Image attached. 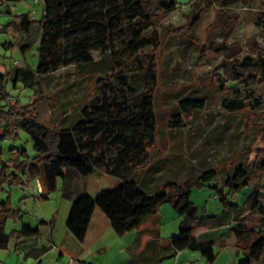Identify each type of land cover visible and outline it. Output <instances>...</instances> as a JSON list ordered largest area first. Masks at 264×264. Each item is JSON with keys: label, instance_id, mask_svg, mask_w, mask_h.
<instances>
[{"label": "trees", "instance_id": "16d2710c", "mask_svg": "<svg viewBox=\"0 0 264 264\" xmlns=\"http://www.w3.org/2000/svg\"><path fill=\"white\" fill-rule=\"evenodd\" d=\"M19 0H0V3ZM41 19L32 21L28 15L18 16L15 23L22 35L27 36L34 27L40 31L38 65L32 70L27 66L0 71V139L21 130L33 143V155L27 156L25 149L11 148L15 156L10 166L0 168V191L5 184H17L19 174L28 180L42 177L44 192L37 194V200H46L61 181V197L71 203V217L82 221L90 206V197L79 191V183L91 176L95 169L103 167L106 175L120 180L118 186L101 190L94 198L96 207L105 215L114 232L121 236L138 230L151 221L146 232L151 237L148 248L154 244L169 255L158 256V263L172 257L178 251L189 249L198 251L208 264H213L216 254L213 242L199 243L193 236L195 228L204 224L211 216L199 215L198 207L190 201L194 188L210 187L215 190L222 214L233 212L232 233L236 248L241 254L238 264H264V158H256L258 171L248 173L241 167L235 169L232 177L217 189L212 182L213 171L198 177H188L182 184L165 183L161 188L146 186L147 170L138 178V170L148 163L147 149L154 143L155 116L149 95L143 97L139 111L132 119L112 122L110 106L84 108L82 120L71 129H50L41 124L31 114L40 98L30 99L25 106L11 102L5 91L8 81L21 83L33 89L39 78H46L61 68L74 66L80 76L101 73L107 76L126 68L125 58L138 55L139 51L152 45V40L144 38L143 32L158 21L161 13L175 10V0H41ZM221 7L230 6L237 0H212ZM120 43L122 49H116ZM30 43L21 44L24 53ZM96 50L100 57L94 60L91 52ZM217 75L223 87L240 86L237 96L229 94L223 108L227 113H235L250 108L257 110L264 103V56L257 60L246 57L238 62L235 55H228L221 63ZM34 91V90H33ZM205 108L201 99H182L178 102L179 113L171 118L173 127H184V118ZM106 117V119H105ZM88 120V121H86ZM113 127L114 129L110 128ZM88 137L89 140H84ZM100 147H120L118 161L108 163L105 155L93 157ZM27 157V160L24 159ZM150 175V174H149ZM235 199H232L234 198ZM170 204L181 219L178 233L162 239L158 232L159 209ZM22 212L10 206L8 197L0 200V248H6L10 241L18 245L26 238L36 239L39 228L22 222ZM262 221L259 229L248 225L247 217ZM7 221L21 222L19 229L5 232ZM253 236L247 245L240 242ZM165 242V248L161 245ZM161 248V250H160Z\"/></svg>", "mask_w": 264, "mask_h": 264}, {"label": "rangeland", "instance_id": "374dc122", "mask_svg": "<svg viewBox=\"0 0 264 264\" xmlns=\"http://www.w3.org/2000/svg\"><path fill=\"white\" fill-rule=\"evenodd\" d=\"M175 1L173 12L161 13L158 21L143 32L142 36L151 39L152 45L134 57L127 56L124 70L107 76L101 73L80 76L74 66L64 67L39 78L33 89L8 81L5 86L8 99L25 106L35 93L34 98L41 100L31 114L50 129L61 130L71 129L82 120L84 108L91 112L92 107L104 104L110 106L108 117L112 122L132 119L143 97L149 95L155 116V140L147 149V165L138 170L141 179L151 169L145 182L147 187L161 188L167 182L182 184L188 177L213 171L212 182L219 189L238 167L248 173L258 171L254 162L256 158H264V103L257 110L246 108L227 113L223 108L225 99L229 94L237 96L241 87L221 86L217 72L230 54L238 62L246 57L257 60L264 56V0H237L226 7L212 0ZM42 11L41 0L0 3V71L37 67L40 31L34 27L24 36L15 23L24 14L38 22ZM25 42L30 45L23 53L20 46ZM116 49H122L120 43ZM91 55L94 60L100 57L96 50ZM186 98L203 100L205 108L185 117L184 127L177 129L170 121L179 113L178 102ZM13 147L25 149L28 157L33 155L29 136L17 130L16 134L0 139V168L13 162L15 156L10 151ZM120 149L100 147L93 157L103 153L104 161L116 163ZM18 175L17 184L3 186L0 200L8 197L12 208L28 211L25 219L33 224L46 226L45 217L49 220L53 214L56 227L72 220L71 203L61 197L60 180L56 190L37 203L35 191L40 192L34 186V179L29 181L27 176ZM119 183V179L106 175L105 169L99 167L79 183L78 189L90 197V206L97 208L95 196ZM190 201L198 207L201 216L221 213L216 192L210 187L194 188ZM163 207V222L167 224L171 218L166 209L173 210L170 204ZM226 215L230 221L235 214L226 211ZM246 217L249 226L259 229L260 219ZM17 225L19 221L13 223L14 227ZM252 239L253 236L240 244L247 245ZM214 250L218 263L229 264V246L224 252L220 245Z\"/></svg>", "mask_w": 264, "mask_h": 264}, {"label": "crops", "instance_id": "0c3cea01", "mask_svg": "<svg viewBox=\"0 0 264 264\" xmlns=\"http://www.w3.org/2000/svg\"><path fill=\"white\" fill-rule=\"evenodd\" d=\"M38 179L44 192V179ZM35 201L39 203L40 200ZM163 208L162 205L159 209L158 232L162 239H167L178 233L181 219L172 207V212L166 209L171 220L165 224ZM19 210L23 215L22 222L39 228L40 234L36 239L26 238L21 245L10 241L6 248H0V264H208L200 252L189 249L178 251L172 257L168 256L159 263L156 262L158 256L169 255V252L163 253L160 248L158 254V248L154 244L148 248L151 237L146 230L150 228L151 221L144 223L138 230L119 236L105 215L98 208L91 206L84 220L76 221L72 218L68 224L58 227L55 214L49 220L45 217V226L31 223L25 219L28 211L20 208ZM222 211L221 208L220 214H209L211 218L195 228L193 236L199 243L213 242V249L220 245L222 252L229 246V264H238L241 254L236 248V239L232 233L233 223L232 220L228 221L227 215L222 214ZM11 222L7 221L5 224L6 233H10L14 228L19 229L21 225L19 222L20 225L14 227ZM161 246L165 248V242H161ZM213 264L220 263L215 259Z\"/></svg>", "mask_w": 264, "mask_h": 264}, {"label": "built area", "instance_id": "2783aa9c", "mask_svg": "<svg viewBox=\"0 0 264 264\" xmlns=\"http://www.w3.org/2000/svg\"><path fill=\"white\" fill-rule=\"evenodd\" d=\"M35 1H38V0H35ZM33 182H34V186H35L37 192L41 193L42 192V188H41L39 179L35 178Z\"/></svg>", "mask_w": 264, "mask_h": 264}]
</instances>
